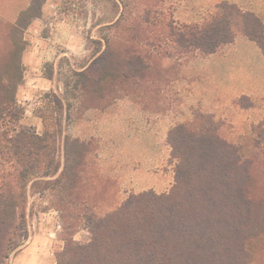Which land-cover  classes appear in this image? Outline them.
Returning a JSON list of instances; mask_svg holds the SVG:
<instances>
[{"label": "trees", "instance_id": "1", "mask_svg": "<svg viewBox=\"0 0 264 264\" xmlns=\"http://www.w3.org/2000/svg\"><path fill=\"white\" fill-rule=\"evenodd\" d=\"M44 2L30 0L14 22L0 20V264L28 239L30 193H49L62 213L64 245L56 252V264H250L249 241L264 231V180L257 173L264 168V130H255L257 155L245 157L223 136L221 122L198 113L168 133L175 164L168 192L133 193L104 215L80 209L86 199L75 190L83 187L81 174L92 143L63 134L70 105L48 92L44 98L49 102L40 115L44 133L20 125L24 108L17 92L24 76V32L42 16ZM153 12L147 9V16L126 24L122 12L105 24L108 35L94 40L103 59L98 78L86 69L73 73L78 77L73 88L80 95L92 81L98 93L109 81L111 98L141 87L155 50L180 58L195 51L210 54L241 32L264 51V23L229 1L220 2L200 21H162L164 32L158 37L152 36ZM124 29H143L147 35L122 39ZM84 221L91 236L79 242L74 234Z\"/></svg>", "mask_w": 264, "mask_h": 264}, {"label": "rangeland", "instance_id": "2", "mask_svg": "<svg viewBox=\"0 0 264 264\" xmlns=\"http://www.w3.org/2000/svg\"><path fill=\"white\" fill-rule=\"evenodd\" d=\"M29 2L30 0H0V20L14 22L20 11ZM260 4L263 6L264 1ZM147 9L154 10L150 14L154 23L153 37L163 36L162 21L184 23L182 21L186 17L183 16L182 9L192 10L194 14L192 18L190 17L192 22L202 20V14L206 13L204 15L206 16L209 12V8L206 9L205 7L206 10L204 9L202 13V0H45L42 17L36 19L24 32L27 44L25 50L35 52L37 57H40L41 53L44 55L40 69L28 70V65L23 64L24 76L17 92V100L20 106L24 108L20 125L31 128L39 134L44 133L45 126L40 115L44 114L46 102H49L48 99L44 98L48 92L56 93L64 100L65 104L70 105V116L62 123L63 134L93 136L88 140L92 143V153H95V150L99 148L98 153L91 156L87 165L83 167L81 174L83 187L75 190L76 194L86 199V203H82L83 206L80 209L88 208L98 215H104L114 210L129 195L135 193L134 181L131 179L132 166L145 161V154L142 149L144 134L140 131L145 124L144 116L139 115L134 103L124 102L119 108L120 102L113 100L124 98L126 95L137 98L143 93L147 94L146 100H149L151 93L150 77L157 78L158 85H165L166 83L169 85L171 83V76L169 75L172 72L169 74L160 66L166 62L179 63L180 57L175 56L168 60L166 55L164 56L162 52L155 50L151 60V64H155V71L148 70L145 78L147 81L145 80L141 87L121 91L116 94V98H111L113 91L109 81L103 83L101 91L103 93L92 90L95 87V83L92 81L93 87L89 85L87 92L80 95L73 88L78 78L73 73L86 69L92 78H98L103 59L98 52L99 41L95 42L94 40H101L102 37L108 35L104 27L105 24L114 22L122 12L124 24L129 23L138 15L147 16L145 14ZM261 17L264 20V14ZM110 33L113 34V32ZM136 34L139 36L147 35L143 29L138 30L137 33L124 29L119 33L122 39ZM238 34L242 33L238 32ZM102 43L105 45L104 40ZM193 54L191 55L193 56ZM22 61L24 62V60ZM68 82L72 87L66 88ZM169 92L172 94V90ZM175 99L178 98L175 97ZM144 100L142 103L146 107H158L160 117L166 115L168 109H173L176 113L182 107L181 101L171 104L173 106L171 108L168 104L159 103L157 105ZM239 102L242 105H254L253 110L248 115L249 118L245 121L238 120L236 124L223 121L221 122L223 123L221 130L223 136L237 145L245 157H252L259 152L256 144L258 137L255 130H264V95L260 98L257 95L254 104L247 97L241 98ZM198 113L200 112H196V115ZM171 118H160V131H164L161 129H166L170 123H177L182 120L176 115L174 120ZM188 122L191 121L184 123ZM104 130L121 131L105 136ZM129 130L133 132L129 133ZM104 137H111V139L109 138L110 143ZM168 153L164 136L160 133L159 165L156 168L159 174L164 175L168 170L170 163L166 159ZM146 159L147 162H154V158L151 161L150 156ZM257 173L264 180V168L258 170ZM28 212L26 221L28 239L24 245L37 234L49 235L50 232H56L54 237L55 251L61 249L60 246L63 247L64 245L62 240L64 220L62 213L52 204L51 195L49 193L44 195L30 193ZM66 218L70 219V212ZM87 225V221H84L78 226L77 232L74 234L75 240L79 242L89 241L91 234ZM249 249L250 264H264V231L249 241ZM8 262L9 259L5 264Z\"/></svg>", "mask_w": 264, "mask_h": 264}, {"label": "crops", "instance_id": "3", "mask_svg": "<svg viewBox=\"0 0 264 264\" xmlns=\"http://www.w3.org/2000/svg\"><path fill=\"white\" fill-rule=\"evenodd\" d=\"M222 1H229L236 4L243 11L255 13L264 23L261 17L264 14V5L260 4L264 0H202V13L205 7L206 9L209 8L207 14L212 13ZM181 11L183 16L186 17L182 22H192L190 19L194 16L192 10L182 9ZM204 15L202 14V18H199L203 19ZM43 55L41 53L40 57H37L35 52L25 50L22 57L23 64L28 65V70L40 69L43 63ZM191 56L187 55L179 58V63L166 62L160 66L163 70L168 71V73L172 72L174 75L168 74L171 76L169 85L167 83L158 85V79L150 77L151 93L149 100H146V93L140 94L137 98L126 95L124 98L113 100L120 102L119 108L124 102L134 103L139 115L142 114L145 120L144 127L140 130L144 134L142 149L144 150L145 161L132 166L131 179L134 181L135 193L150 189L157 193H163L167 192L170 189L169 187L173 185L175 164L170 160L171 149L167 142V136L169 131L176 125L192 121L196 116V112L210 115L218 122L226 121L236 124L238 120L245 121L249 118L248 115L253 110L254 105H242L239 100L247 97L254 104L257 95H259V98L264 95V51L255 40L248 36L238 34L233 42L224 45L213 53L205 54L201 51H195ZM170 58L167 57L168 60ZM150 70L155 71V64H151ZM156 71H158V68H156ZM169 90H172V94ZM175 97L178 99H175ZM143 99L150 101L152 104H168L171 108L173 107L171 104L181 101L182 107L176 113L173 109H168L166 115L160 117L158 107H146L142 103ZM175 115L182 120L177 123L172 122L166 129H161L164 131H160V118L172 117L171 119L174 120ZM104 131L105 136H110L121 130ZM130 132L133 131L129 130ZM160 133L164 136L169 151L166 154V159L170 161L168 170L164 175L159 174L156 170L159 165ZM70 135L86 141L93 137L80 134ZM109 138L111 139V137ZM109 138L104 137L110 143ZM98 150L96 149L95 153L91 151L88 154L85 166L89 158L98 153ZM148 156H150L151 161L154 158V162H147L146 158ZM55 234L56 232H50L49 235L37 234L31 237L24 247L9 258L8 264H56Z\"/></svg>", "mask_w": 264, "mask_h": 264}]
</instances>
